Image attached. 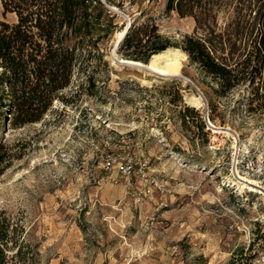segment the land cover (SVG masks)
<instances>
[{"label":"rangeland","instance_id":"obj_1","mask_svg":"<svg viewBox=\"0 0 264 264\" xmlns=\"http://www.w3.org/2000/svg\"><path fill=\"white\" fill-rule=\"evenodd\" d=\"M165 2L106 6L115 18L113 30L100 34L101 56L74 71L43 119L15 129L11 115L0 116V136L16 156L0 175V212L24 230L32 264H258L264 98L251 104L243 86L218 96L215 81L187 56L178 77L119 63L118 33L130 23L174 44L194 34V19L166 11ZM218 14L223 26L235 12ZM0 21H15L14 14L3 16L1 0ZM194 98H201L199 107ZM184 105L201 119L191 114L184 123ZM110 156L131 157L165 192L151 188L143 196L147 185L135 174L104 169Z\"/></svg>","mask_w":264,"mask_h":264},{"label":"trees","instance_id":"obj_2","mask_svg":"<svg viewBox=\"0 0 264 264\" xmlns=\"http://www.w3.org/2000/svg\"><path fill=\"white\" fill-rule=\"evenodd\" d=\"M116 3L1 0L3 16L15 15L13 23L0 21V116L5 120L11 115L13 128L41 121L69 87L74 71L84 70L92 55L101 56L100 34L113 30L115 18L106 6ZM165 8L192 17L194 34L174 44L145 25L130 23L121 39L123 59L147 64L152 55L174 46L215 81L218 96L243 86L252 92L251 104L264 98V0H166ZM221 10L235 12L223 26L218 25ZM167 82L178 85L176 79ZM191 114L201 119L198 110L184 105V123ZM14 158L7 139L0 136V175ZM23 231L0 212V264L33 263V248Z\"/></svg>","mask_w":264,"mask_h":264},{"label":"bare ground","instance_id":"obj_3","mask_svg":"<svg viewBox=\"0 0 264 264\" xmlns=\"http://www.w3.org/2000/svg\"><path fill=\"white\" fill-rule=\"evenodd\" d=\"M126 28H124L123 30H121L118 33V39L123 38V36L126 33V31H125ZM118 41L119 40H117V42ZM112 56H113V54H112ZM185 58H186V55L178 49H166L160 53L152 55L150 58V61L147 64H144V63H141L138 61L128 60V59H121V62L122 63H128V64H130V66H133L134 68L136 67V68H139L141 70L148 71L150 73L153 72V73H156L159 75L181 76V74H180L181 60H184ZM200 100H201V98H194L193 99V105H195L196 107H199L201 104ZM208 122L210 123V121H208ZM212 131H214V128L212 129ZM225 133L229 134V132H226V131H225ZM242 182H244L245 185L249 186L250 190L260 192L258 185H256V183L254 181L243 180ZM243 187L244 186H242V188Z\"/></svg>","mask_w":264,"mask_h":264},{"label":"built area","instance_id":"obj_4","mask_svg":"<svg viewBox=\"0 0 264 264\" xmlns=\"http://www.w3.org/2000/svg\"><path fill=\"white\" fill-rule=\"evenodd\" d=\"M103 165L104 169L106 170L115 168L122 176L128 177L135 174L139 179L145 181L147 188L141 192L143 196L150 194L151 188H156L160 192H165L166 190V185L164 183H158L154 178L150 177L147 174L144 166L134 162L131 157H126L121 161L116 157L110 156ZM136 200H141L140 194H138ZM256 262L258 264H264V248L257 255Z\"/></svg>","mask_w":264,"mask_h":264},{"label":"water","instance_id":"obj_5","mask_svg":"<svg viewBox=\"0 0 264 264\" xmlns=\"http://www.w3.org/2000/svg\"><path fill=\"white\" fill-rule=\"evenodd\" d=\"M128 28H129V24H128L127 28L125 29V31H127ZM148 62H149V61H148ZM119 63H122L121 60L119 61ZM123 64L130 65V64H128V63H123ZM152 73H153V72H152ZM153 74H155V75H157V76H160V77H178L177 75H175V76H170V75H159V74H156V73H153ZM195 89H196V88H195ZM196 90H197V89H196ZM205 121H206V123H207L208 126H211L210 123L208 122L209 120H208V118H207V114H206V116H205Z\"/></svg>","mask_w":264,"mask_h":264}]
</instances>
